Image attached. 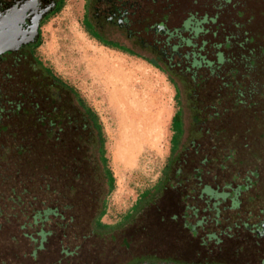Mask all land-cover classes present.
<instances>
[{"label": "rangeland", "instance_id": "1", "mask_svg": "<svg viewBox=\"0 0 264 264\" xmlns=\"http://www.w3.org/2000/svg\"><path fill=\"white\" fill-rule=\"evenodd\" d=\"M58 2L61 8L43 23L40 46L34 54L39 64L61 79L70 91L58 85L48 71L30 58L22 61L19 70L0 71V171L6 167L9 154L19 147L31 146L40 126L48 127L57 119L66 122L67 117L78 121L83 105L93 110L103 139L101 152L96 153L101 173L105 171L104 191L93 221L75 220L70 225L68 233L75 237L67 234L64 238V246L69 250L74 249L79 236L91 232L94 235L89 234L75 251L77 255L66 259L64 264H148L131 260L143 255L188 263L261 264L264 238L257 241L254 233L241 228L229 232L215 227L209 213L201 210L198 219L205 217L207 223L201 229L196 227L195 234L183 224L185 192L176 188L172 178L165 182L162 179L170 161L185 144L190 129V117L183 111L172 126V118L180 107L177 102L182 97L176 83H170L165 74L135 55L132 44L118 31L107 30L101 40L91 24L92 0ZM156 2L155 7L142 14L146 23L131 25L136 36L150 43L156 44L158 36L144 32L147 24L162 22L165 30L171 31L179 28L189 11L199 15L219 14L226 35L234 31L237 35H253L251 46L264 51V0ZM85 49L93 57L110 62L113 74L105 82H100L82 60ZM261 60L264 62V55ZM173 164L168 172L171 177L177 169ZM157 193L159 197L150 205L148 197L153 199ZM43 231L55 233L45 238L44 250L38 251L36 260H32L27 252V238L15 222H0V262L57 264L62 232L48 222ZM210 232H214L219 242L209 241ZM167 262L153 264H171Z\"/></svg>", "mask_w": 264, "mask_h": 264}, {"label": "trees", "instance_id": "2", "mask_svg": "<svg viewBox=\"0 0 264 264\" xmlns=\"http://www.w3.org/2000/svg\"><path fill=\"white\" fill-rule=\"evenodd\" d=\"M156 4V0H115L110 5L127 16V25H140L147 21L142 14ZM187 14L179 28L171 31L165 30L164 24H147V28L156 29V34L165 30L157 35L156 44H146L127 33L134 54L182 91L172 126L182 117V111L190 117L187 140L162 179L165 182L172 178L176 188L185 192L182 219L191 233L207 223L205 217L198 219L200 210L209 213L215 227L229 232L249 230L264 221V51L251 46L253 35H237L235 31L226 35L223 19L217 13ZM91 16L101 40L105 28L117 29L113 24L101 23L93 13ZM233 27L239 29L236 24ZM48 73L70 91L61 79ZM81 103L85 104L83 99ZM79 109L82 118L78 121L67 117L66 122L57 119L48 127L40 126L31 146L9 154L6 167L0 171V222H15L27 238L32 260L44 250L45 238L55 233L43 231L47 222L62 232L57 264L77 255L75 251L87 236L94 235L79 236L73 250L64 246L75 220L93 221L104 191L105 171L101 173L96 153L101 152L102 134L93 110L84 105ZM173 163L177 169L171 177ZM158 197V193L153 199L148 197L150 205ZM188 199L194 201L188 203ZM208 239L219 242L214 232ZM133 259L148 264H214L182 263L152 255Z\"/></svg>", "mask_w": 264, "mask_h": 264}, {"label": "flooded vegetation", "instance_id": "3", "mask_svg": "<svg viewBox=\"0 0 264 264\" xmlns=\"http://www.w3.org/2000/svg\"><path fill=\"white\" fill-rule=\"evenodd\" d=\"M114 1L115 0H92L89 13H93L101 23L107 22L108 24L115 25L117 28L115 30L124 35L126 40H128L129 32L132 36H136V33L131 25L126 24L125 20L127 16L124 17L123 14L117 13L111 7L110 4L114 3ZM106 2L108 3L107 5L105 4ZM59 8H61V4H59L58 0H0V48L1 46H5V48L9 47V45H2L4 42H8L10 46L21 43L15 51L0 53V71L4 72L10 69L19 70L22 61L25 62L24 60L28 58L41 66L34 54L35 50L40 46L41 27L47 18L55 14ZM159 24H162V22L156 25L159 26ZM107 29L108 28H105L103 30V32H105L104 36L107 35ZM143 30L155 36L165 33V30H160L161 32L156 34V29L151 30V28L147 27ZM94 31L96 30L94 29ZM141 39V41L146 42V44H153L143 38ZM26 41L28 42L24 43ZM42 68H44L45 71H49V69L45 67ZM58 85L63 87V83H58ZM241 229L254 233V237L257 241L264 238V221L251 227L249 230L245 228ZM177 261L188 263L180 260ZM261 264H264V259L261 260Z\"/></svg>", "mask_w": 264, "mask_h": 264}, {"label": "bare ground", "instance_id": "4", "mask_svg": "<svg viewBox=\"0 0 264 264\" xmlns=\"http://www.w3.org/2000/svg\"><path fill=\"white\" fill-rule=\"evenodd\" d=\"M90 52H89V50L87 51L86 49L83 51V54H82V60L83 61H85V63L87 64V67H88V69H90L92 72H94L96 75H98L97 77H98V79H99V81L101 82V81H103L105 78H109V75L111 74H113V71L112 70H110L111 68H109V67H111L110 65H109V63L110 62H106L104 59H102V58H95V57H93L91 54H89ZM83 65H84V63H82ZM107 68H109V69H107ZM122 70V69H121ZM127 71V70H126ZM124 72V71H123ZM129 73V72H128ZM124 74V73H123ZM125 74H127V73H125ZM133 74V73H132ZM120 75V74H119ZM132 77V76H131ZM121 78V77H120ZM96 79V78H95ZM124 79H125V77H124ZM97 80V79H96ZM133 80V79H132ZM137 80V79H136ZM108 81V80H107ZM120 81V80H119ZM122 81H123V79H122ZM129 81V80H128ZM104 82H105V80H104ZM132 82V81H131ZM111 84H112V82H110ZM129 83V82H128ZM113 85V84H112ZM110 86V85H109ZM146 86V85H145ZM133 87V86H132ZM111 88V87H110ZM120 88V87H119ZM109 89V88H108ZM115 89V88H114ZM116 90V89H115ZM136 90V89H135ZM154 91V90H153ZM156 91V90H155ZM141 92V91H140ZM150 92V91H149ZM115 95V94H114ZM119 95V94H118ZM141 95V94H140ZM120 96V95H119ZM118 96V97H119ZM136 96V95H135ZM151 96V95H150ZM152 97V96H151ZM122 98H125V97H122ZM119 99V98H118ZM145 99V98H144ZM117 100V99H116ZM124 100V99H123ZM132 100V99H131ZM133 102V101H132ZM143 102V101H142ZM116 103V102H115ZM126 103V102H125ZM146 103V102H145ZM149 103V102H148ZM133 104V103H132ZM114 105V104H113ZM135 105H137V104H135ZM142 105V104H141ZM153 105H154V103H153ZM122 107V106H121ZM124 107V106H123ZM137 107V106H136ZM145 107V106H144ZM129 108V107H128ZM151 108V107H150ZM139 109V108H138ZM142 110H144L143 108H142ZM135 111H136V109H135ZM145 112V111H144ZM143 113V112H142ZM120 114H122V113H120ZM120 118V117H119ZM144 119H145V117H144ZM126 120H127V118H126ZM147 120V119H146ZM141 121H143V119L141 120ZM120 122H121V120H120ZM139 123V122H138ZM122 124V123H121ZM133 124V123H132ZM123 125V124H122ZM127 126H128V124H127ZM125 127V126H124ZM123 128V127H122ZM121 128V129H122ZM126 128V127H125ZM130 129V128H129ZM136 129V128H135ZM136 131V130H135ZM145 131V130H144ZM155 131V130H154ZM129 132V130L127 131V133ZM134 133H136V132H134ZM127 136V135H126ZM136 136V135H135ZM128 137V136H127ZM121 138H123V137H121ZM126 139V138H125ZM128 139V138H127ZM124 140V139H123ZM125 141V140H124ZM128 141V140H127ZM133 141H134V139H133ZM132 142V141H131ZM133 143V142H132ZM128 144V143H127ZM124 150V152H125V149H123ZM126 154V153H125ZM135 158V157H134Z\"/></svg>", "mask_w": 264, "mask_h": 264}, {"label": "water", "instance_id": "5", "mask_svg": "<svg viewBox=\"0 0 264 264\" xmlns=\"http://www.w3.org/2000/svg\"><path fill=\"white\" fill-rule=\"evenodd\" d=\"M29 41H31V40H29ZM28 41H26V42H24V43H27ZM24 43H22V44H24ZM2 45H9V47H6L5 48V46H1V48H0V53H3V52H6V51H15V50H17L18 49V47L21 45V43H16L14 46H10V44L8 43V42H4Z\"/></svg>", "mask_w": 264, "mask_h": 264}, {"label": "crops", "instance_id": "6", "mask_svg": "<svg viewBox=\"0 0 264 264\" xmlns=\"http://www.w3.org/2000/svg\"><path fill=\"white\" fill-rule=\"evenodd\" d=\"M92 24V23H91ZM93 25V24H92ZM99 41V40H98ZM100 42V41H99ZM104 47V46H103ZM104 48H106V49H109V48H107V47H104Z\"/></svg>", "mask_w": 264, "mask_h": 264}]
</instances>
